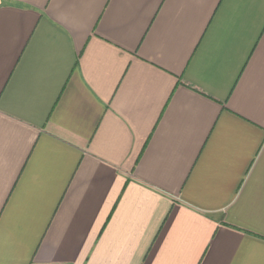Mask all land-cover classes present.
I'll return each mask as SVG.
<instances>
[{
	"label": "crops",
	"instance_id": "0c3cea01",
	"mask_svg": "<svg viewBox=\"0 0 264 264\" xmlns=\"http://www.w3.org/2000/svg\"><path fill=\"white\" fill-rule=\"evenodd\" d=\"M0 264H264V0H0Z\"/></svg>",
	"mask_w": 264,
	"mask_h": 264
}]
</instances>
